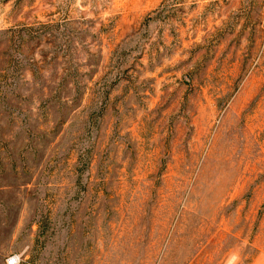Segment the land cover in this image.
<instances>
[{"label":"rangeland","instance_id":"374dc122","mask_svg":"<svg viewBox=\"0 0 264 264\" xmlns=\"http://www.w3.org/2000/svg\"><path fill=\"white\" fill-rule=\"evenodd\" d=\"M264 264L261 0H0V264Z\"/></svg>","mask_w":264,"mask_h":264},{"label":"built area","instance_id":"2783aa9c","mask_svg":"<svg viewBox=\"0 0 264 264\" xmlns=\"http://www.w3.org/2000/svg\"><path fill=\"white\" fill-rule=\"evenodd\" d=\"M261 1L264 6V0H261ZM17 262H18V259L15 256L8 257V259L6 260V264H17Z\"/></svg>","mask_w":264,"mask_h":264}]
</instances>
